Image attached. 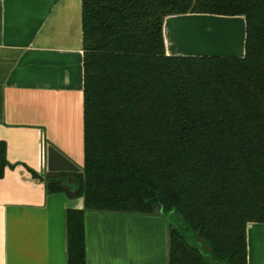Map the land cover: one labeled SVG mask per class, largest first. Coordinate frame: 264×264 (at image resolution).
I'll return each instance as SVG.
<instances>
[{
	"label": "trees",
	"instance_id": "trees-1",
	"mask_svg": "<svg viewBox=\"0 0 264 264\" xmlns=\"http://www.w3.org/2000/svg\"><path fill=\"white\" fill-rule=\"evenodd\" d=\"M185 13L242 15L244 54H165L163 20ZM81 28L83 165L45 175L84 200L66 211L67 264H85V209H159L168 264H247L246 224L264 223V0H81ZM5 163L0 143V177Z\"/></svg>",
	"mask_w": 264,
	"mask_h": 264
},
{
	"label": "crops",
	"instance_id": "crops-1",
	"mask_svg": "<svg viewBox=\"0 0 264 264\" xmlns=\"http://www.w3.org/2000/svg\"><path fill=\"white\" fill-rule=\"evenodd\" d=\"M162 31L167 55L244 54L242 15H168ZM42 140L82 169L81 0H0V264H67L66 211L84 200L48 190ZM83 232L85 264H168L158 210L85 209ZM245 236L247 264H264V223L248 222Z\"/></svg>",
	"mask_w": 264,
	"mask_h": 264
},
{
	"label": "water",
	"instance_id": "water-1",
	"mask_svg": "<svg viewBox=\"0 0 264 264\" xmlns=\"http://www.w3.org/2000/svg\"><path fill=\"white\" fill-rule=\"evenodd\" d=\"M41 152L42 155L44 153L47 172L80 171L81 169L56 147L51 144L46 145L43 140L41 142Z\"/></svg>",
	"mask_w": 264,
	"mask_h": 264
},
{
	"label": "built area",
	"instance_id": "built-area-1",
	"mask_svg": "<svg viewBox=\"0 0 264 264\" xmlns=\"http://www.w3.org/2000/svg\"><path fill=\"white\" fill-rule=\"evenodd\" d=\"M46 172L47 170H46V165H45V157L43 153V155L41 156V160H40V174L44 176Z\"/></svg>",
	"mask_w": 264,
	"mask_h": 264
},
{
	"label": "rangeland",
	"instance_id": "rangeland-1",
	"mask_svg": "<svg viewBox=\"0 0 264 264\" xmlns=\"http://www.w3.org/2000/svg\"><path fill=\"white\" fill-rule=\"evenodd\" d=\"M158 211H159V209H157ZM160 212V211H159ZM169 218H171L172 217V215H170V216H168Z\"/></svg>",
	"mask_w": 264,
	"mask_h": 264
}]
</instances>
